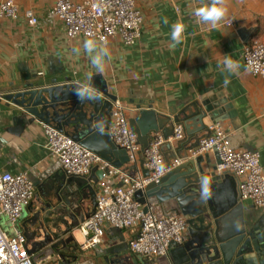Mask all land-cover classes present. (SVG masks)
Returning a JSON list of instances; mask_svg holds the SVG:
<instances>
[{
	"label": "crops",
	"instance_id": "1",
	"mask_svg": "<svg viewBox=\"0 0 264 264\" xmlns=\"http://www.w3.org/2000/svg\"><path fill=\"white\" fill-rule=\"evenodd\" d=\"M207 2L137 0L143 15L141 36L129 46L123 43L119 34L110 37L106 42L110 59H105L102 72L92 67L91 54L83 48L89 37H69L65 24L54 14L55 0H16L18 18L0 19V172H26L35 185L34 199L24 209L23 217L11 226L6 215L1 214L0 227L7 235H13L16 230L28 233L27 246L32 251L47 241L36 252H43L40 264L62 262L61 250L69 241L68 234L79 231L68 232L74 223L71 216L74 215L80 224L82 215L87 217L93 211L91 191L87 187L91 185L96 190L99 169L95 165L89 176L77 179L81 182L79 192H71L62 186L64 171L60 160L50 155L46 147L42 124L39 121L19 123L17 108L5 98L25 83L49 84L53 80L63 82L66 78L86 82L92 75L102 74L110 91L126 106L128 121L151 107L160 123L169 130L167 137L161 131L166 139L162 146L166 163L181 157L186 147L195 143L193 136L187 134L180 141L171 139L173 119L194 101L222 96L230 101L232 109L229 111L234 112L231 118L222 122L231 133L232 146L258 151L264 174V78L251 74L243 61V49L248 42L264 41V0H225L227 12L215 26L198 22L193 15L197 7ZM29 11L38 19L35 25L29 24ZM178 21L184 24L185 30L181 43L174 44L171 26ZM227 21L232 24L227 25ZM91 39L100 46L105 45L99 39ZM75 48L80 51L74 52ZM223 54H230L239 62L236 72L230 74L218 64ZM226 79L227 84L224 83ZM211 122L209 118L205 119L206 125ZM66 131L71 132V128ZM199 158L206 171H213L219 162L215 150ZM122 167L133 172H146L142 153L137 154L136 163ZM223 176L231 191L239 195L241 178L230 173ZM137 197L146 201L142 193ZM240 202L245 211L263 210L248 201L240 199ZM43 207L44 228L33 237L35 228L29 222ZM109 228L104 242L97 247L109 254L119 248L124 254L141 258L128 248L133 230L112 231ZM76 241L78 245L81 243L77 237ZM57 245L62 248L56 255ZM76 256L72 255L74 261L71 264H77ZM168 257L171 261V254ZM149 261L157 264L155 259Z\"/></svg>",
	"mask_w": 264,
	"mask_h": 264
},
{
	"label": "built area",
	"instance_id": "2",
	"mask_svg": "<svg viewBox=\"0 0 264 264\" xmlns=\"http://www.w3.org/2000/svg\"><path fill=\"white\" fill-rule=\"evenodd\" d=\"M54 14L63 21L71 38L81 35L106 43L110 37L119 34L123 43L129 46L141 36L143 15L137 0H55ZM27 17L30 25L38 22L32 11L27 12ZM17 18L16 0H0V19ZM226 24L231 25L232 21ZM243 61L251 74L264 78V41L248 42L243 49ZM40 123L50 155L60 160L68 177L85 178L95 165L99 169L96 206L77 227L83 238L80 248L101 245L109 227L133 230L129 250L149 260L168 255L174 243H182L188 231V218L181 213H158L152 204L137 197L138 192L144 193L149 183L158 182L167 171L185 160L179 157L166 166L162 151L166 139L161 131L152 133L148 146L142 151L138 135L129 125L126 106L119 99L113 102L109 124L112 140L127 151L129 163H136L137 154L142 153L144 168L148 171L145 175L139 170L133 172L113 165L54 124ZM230 136L222 122L212 121L207 134L188 149L187 158H197L215 150L219 156L217 173L240 177V199L264 208L260 153L234 148ZM184 138L183 125H175L171 139L180 141ZM34 196L35 185L26 172H0V215H6L13 226L23 217L24 209ZM34 255L29 252L27 237L21 230L7 235L0 227V264H40V261L35 262Z\"/></svg>",
	"mask_w": 264,
	"mask_h": 264
},
{
	"label": "water",
	"instance_id": "3",
	"mask_svg": "<svg viewBox=\"0 0 264 264\" xmlns=\"http://www.w3.org/2000/svg\"><path fill=\"white\" fill-rule=\"evenodd\" d=\"M77 82L71 78L63 82L53 80L49 84L29 82L9 92L5 98L17 108L19 123L54 124L113 165L129 164L127 151L113 142L109 132L113 102L117 96L110 91L104 76L95 74L82 82L91 86L95 98L81 101L74 91ZM229 109L232 104L227 98L204 97L173 119L172 134L175 125L181 124L185 134L193 136L195 143L186 147L181 156L185 160L181 164L167 171L158 182L149 183L143 194L146 202L163 214L188 216V231L182 243L172 245L169 251L172 260H168L169 254L159 256L155 259L157 264H264V208L261 212L245 211L240 195L231 191L225 176L217 175L216 168L206 171L202 158H187L188 149L207 134L205 119L224 122L234 114ZM129 125L137 133L142 151L148 146L153 132L162 131L167 137L169 131L151 107L131 118ZM66 128H71V132ZM145 175H148L147 170ZM204 178H207L206 185L202 184ZM77 179L64 172L62 186L71 192H79L81 182ZM87 188L91 191L94 210L95 191L91 185ZM34 220L29 222L35 228L33 237L44 228L42 218ZM25 235L29 240L28 233ZM46 244L44 241L31 251L36 263L43 253L36 252ZM114 252L123 253L119 248Z\"/></svg>",
	"mask_w": 264,
	"mask_h": 264
},
{
	"label": "clouds",
	"instance_id": "4",
	"mask_svg": "<svg viewBox=\"0 0 264 264\" xmlns=\"http://www.w3.org/2000/svg\"><path fill=\"white\" fill-rule=\"evenodd\" d=\"M227 12L225 0H208L206 4L203 6L197 7L193 15L198 18V22H202L205 24H211L215 26L222 18L225 16ZM164 23H168V20L165 18ZM185 30V26L181 22L173 23L171 26V40L174 44H179L182 41V34ZM103 40V37L100 38ZM83 48L86 53L91 54V65L94 69L99 72L104 70L105 59H110L109 49L105 45L100 46L94 39H86L83 43ZM74 52H79V48L73 49ZM218 64H222L223 68L228 73H234L240 67L239 62L234 60L230 54H223V59L218 61ZM229 81L226 79L224 81L227 84ZM75 94L81 101L95 98V93L93 92L90 85L77 82L74 88ZM207 178L202 180V184L206 185Z\"/></svg>",
	"mask_w": 264,
	"mask_h": 264
},
{
	"label": "rangeland",
	"instance_id": "5",
	"mask_svg": "<svg viewBox=\"0 0 264 264\" xmlns=\"http://www.w3.org/2000/svg\"><path fill=\"white\" fill-rule=\"evenodd\" d=\"M8 222L12 226L10 221H8ZM74 222H75V224H74L72 230L77 229V227L79 226V220L78 219L74 220ZM61 228H62V231H64V228L63 227H61ZM109 229L112 231H123V229L115 228V227H110ZM67 237L69 238V241L74 246L75 253L74 252H70V253H71V255H74V254L77 255L76 259H75L77 264H105V259L109 255V251H106V250L104 251L101 247L100 248L97 247L96 249H91V250H85V249H82L80 247H77L78 244L76 241V237L80 242L82 241V236H81L79 231H77L76 234L74 232L72 234L69 233ZM28 250L30 253H32L31 252L32 250L29 247H28ZM55 253L57 255L59 253L58 250L55 251ZM73 261H74V259L71 256L69 260L63 259L61 264H71Z\"/></svg>",
	"mask_w": 264,
	"mask_h": 264
},
{
	"label": "flooded vegetation",
	"instance_id": "6",
	"mask_svg": "<svg viewBox=\"0 0 264 264\" xmlns=\"http://www.w3.org/2000/svg\"><path fill=\"white\" fill-rule=\"evenodd\" d=\"M44 209H45V207H43L39 213L35 214L31 220L33 221L34 219L42 218L41 213H42V210H44ZM82 218L85 219L86 215L83 214ZM71 219L74 221V220H76V217L74 215H72ZM74 224H75V222L72 224V226H74ZM69 231H72L71 226L68 229V232ZM64 245H65V247H64L65 249L61 250L60 259L61 260H63V259L69 260L70 257L72 256L70 252H75V249H74V246L72 245V243L70 241H67L66 244L64 243ZM60 248H62V246L57 245L56 249L58 250ZM105 264H153V263H151L149 260H145L143 258L139 259V258L133 257L131 255H127L126 253L124 254V253H117V252L112 251L106 257Z\"/></svg>",
	"mask_w": 264,
	"mask_h": 264
}]
</instances>
